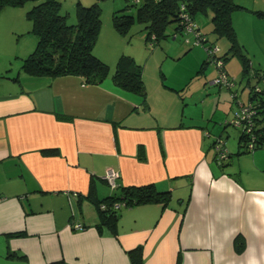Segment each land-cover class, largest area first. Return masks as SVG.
Masks as SVG:
<instances>
[{
	"label": "crops",
	"instance_id": "1",
	"mask_svg": "<svg viewBox=\"0 0 264 264\" xmlns=\"http://www.w3.org/2000/svg\"><path fill=\"white\" fill-rule=\"evenodd\" d=\"M58 1L76 9L109 0ZM122 6L113 0V12ZM3 72L0 264H132L138 247L142 264H264V146L245 151L240 133L227 146L221 131L218 139V130L181 116L161 121L153 107L164 106L166 92L154 106L146 90L143 97L112 79ZM109 169L119 174L114 190L103 179ZM143 185L170 199L122 206L114 223L99 225L90 195L101 201Z\"/></svg>",
	"mask_w": 264,
	"mask_h": 264
},
{
	"label": "rangeland",
	"instance_id": "2",
	"mask_svg": "<svg viewBox=\"0 0 264 264\" xmlns=\"http://www.w3.org/2000/svg\"><path fill=\"white\" fill-rule=\"evenodd\" d=\"M121 1L123 8L128 6L127 13L134 14L141 5L139 2ZM233 2L242 7L231 13V22L237 41L249 60L250 76L245 75L243 64L236 54L226 55L230 41L226 36L217 37L212 32L209 9L196 12L193 18V27L198 29L204 41L197 38L194 30L177 31L176 22H171L166 27L164 38L158 44H152L146 39L143 24L135 23L124 35L114 29L113 0H109L99 5L101 27L92 49L93 55L108 66L105 81L111 82L119 57L128 56L141 68L149 102L155 106L159 93L166 92L164 106L153 107V112L160 116L161 121L172 124L176 123L177 116H181L186 123H200L208 131L214 129L213 133L218 130L215 136L218 139L221 131L227 146L237 143L240 132L230 120L240 110L239 104L246 102L252 87H256L254 91L257 92L264 89V78L258 79L254 75L264 77V15L260 14L264 11V0ZM31 5L32 2H28L14 7V14L8 11L0 13V72L4 71V74L8 71L14 76L22 63L16 55L24 59L36 47L37 39L30 32L31 23L26 17ZM61 12L66 15L67 24H75V9L64 3ZM13 22H19L21 30L13 31ZM209 46L213 52L210 57ZM224 56L226 60L221 73L218 57ZM163 114L168 118H163Z\"/></svg>",
	"mask_w": 264,
	"mask_h": 264
},
{
	"label": "trees",
	"instance_id": "3",
	"mask_svg": "<svg viewBox=\"0 0 264 264\" xmlns=\"http://www.w3.org/2000/svg\"><path fill=\"white\" fill-rule=\"evenodd\" d=\"M132 4L141 3L134 14L127 13L126 5L112 13V25L119 34H126L128 29L135 23L144 25L146 39L152 44H158L164 38L166 27L171 22H176L177 31H185L186 21L193 22L196 12H211L212 32L217 37L226 36L230 41L227 54L240 58L243 64V71L249 75V60L246 58L239 45L234 28L231 22V13L241 6L233 0H125ZM32 2L26 12V17L31 23L30 32L36 36L37 44L34 51L22 60L20 70L31 77L57 78L62 76H80L87 84H99L108 76V66L93 55L92 49L96 42L101 27L100 6L96 2L84 6L77 3L76 22L67 24L66 15L61 12V2L58 0H0V13L5 7L23 6ZM124 6V4H123ZM184 6L183 10L180 7ZM264 15V11L260 12ZM204 41V40H203ZM222 61L223 58L218 57ZM206 62V61H205ZM258 79L259 74H254ZM14 79H16L14 77ZM112 82L125 91L145 96V87L142 80L140 66L136 65L132 58L122 55L119 57L115 70L111 76ZM251 110H254L250 131L255 135L254 149L264 146V127H261L264 120V89L261 92H249ZM240 132L239 142L246 150L250 134L245 129L237 128ZM45 154H55V151H44ZM170 199L167 191L159 192L151 185L139 187L122 188L119 195L109 196L101 201L90 195V200L96 205L100 216V226H110L118 218V210L123 207H130L137 204L151 202H162L166 204ZM114 202L123 205L114 210ZM106 209H100L101 204ZM235 249L242 250V242L239 237L235 239ZM131 254L132 264H142L141 248L138 247ZM137 257L134 258V255Z\"/></svg>",
	"mask_w": 264,
	"mask_h": 264
},
{
	"label": "built area",
	"instance_id": "4",
	"mask_svg": "<svg viewBox=\"0 0 264 264\" xmlns=\"http://www.w3.org/2000/svg\"><path fill=\"white\" fill-rule=\"evenodd\" d=\"M183 9H184V6H181L180 10H183ZM183 17H184V20L186 21L185 29L188 30V31L194 30L196 32L197 38L200 41H203L204 39L201 38V34L198 33V29L193 27V22L188 21V18H187L186 15H184ZM207 50H208V53H209V57L211 55H213V52L211 51V46H209L207 48ZM218 61H219V66L218 67H219L220 72L222 73L223 72L222 61L219 60V59H218ZM255 89H256V87H254V90ZM258 90H259V88H258ZM253 113H254V110H251V103L248 102L246 105H241L240 106V110L238 112H236L235 117L230 120V122L234 125V127L242 128V129L246 128L245 132L250 134V140L247 141V143L245 142L247 151L254 150V144H255L254 143L255 135L250 131V127H248V125L251 124L250 118H252L251 115H253ZM222 145H223L222 141L218 140L217 144L215 146L216 147V151H217V155H218L217 158L220 161L227 157L226 151L222 148ZM118 177H119L118 172H116V171H114L112 169H109V170H107L105 172V174L103 176V179L107 183V185L112 190H114L118 186L117 182H116ZM122 205H123L122 203L114 202L112 204V208L114 210H118ZM100 209L105 210L106 209L105 204L102 203L100 205ZM68 227H72L74 229H82L83 228V226L80 225V224H71V223L68 224Z\"/></svg>",
	"mask_w": 264,
	"mask_h": 264
}]
</instances>
